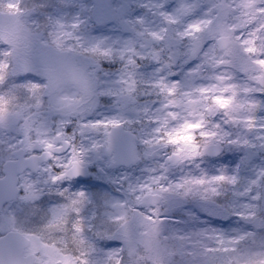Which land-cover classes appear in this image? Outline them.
<instances>
[{
	"label": "snow or ice",
	"instance_id": "6c2138e0",
	"mask_svg": "<svg viewBox=\"0 0 264 264\" xmlns=\"http://www.w3.org/2000/svg\"><path fill=\"white\" fill-rule=\"evenodd\" d=\"M100 7L0 0V264H264V0Z\"/></svg>",
	"mask_w": 264,
	"mask_h": 264
},
{
	"label": "rangeland",
	"instance_id": "374dc122",
	"mask_svg": "<svg viewBox=\"0 0 264 264\" xmlns=\"http://www.w3.org/2000/svg\"><path fill=\"white\" fill-rule=\"evenodd\" d=\"M95 2L97 4H99L100 7V11L104 12L106 11V9L103 7V5H105L106 3H108V0H89L88 3H92ZM113 2H115V0H113ZM5 11V15L2 18L3 20L12 23V24H19L21 17L19 14L12 12L10 15L7 13V10ZM22 26V25H20ZM95 32L97 33H104V34H114L115 30L111 27H105V26H98L94 29ZM226 155L228 157H230L228 159V164L232 165L233 162L235 161V154L234 153H226ZM223 159V157L221 158ZM97 167H99L97 165ZM138 169L136 168H132V169H125V168H119V169H113L110 170L108 173V176H102L99 172H92V176L90 178L89 181H87L84 184H80L76 190H84V191H88L90 194H93L97 197L100 196H104V195H116L117 194V189H116V185H115V181L126 175V174H133V173H137ZM109 181H112L111 183ZM56 197L50 196L47 197L44 201L43 206H47L48 201L51 200H55ZM29 214V210L27 208L24 209V211L21 213V216H25ZM218 223V222H217Z\"/></svg>",
	"mask_w": 264,
	"mask_h": 264
},
{
	"label": "water",
	"instance_id": "95a60500",
	"mask_svg": "<svg viewBox=\"0 0 264 264\" xmlns=\"http://www.w3.org/2000/svg\"><path fill=\"white\" fill-rule=\"evenodd\" d=\"M88 177H89V175H88V176L80 177V180L86 179V178H88Z\"/></svg>",
	"mask_w": 264,
	"mask_h": 264
},
{
	"label": "trees",
	"instance_id": "16d2710c",
	"mask_svg": "<svg viewBox=\"0 0 264 264\" xmlns=\"http://www.w3.org/2000/svg\"><path fill=\"white\" fill-rule=\"evenodd\" d=\"M86 2H89V0H86ZM5 10H7V9H5Z\"/></svg>",
	"mask_w": 264,
	"mask_h": 264
}]
</instances>
